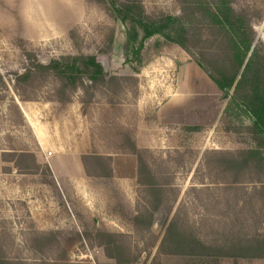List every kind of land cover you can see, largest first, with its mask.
Instances as JSON below:
<instances>
[{"label":"rangeland","instance_id":"374dc122","mask_svg":"<svg viewBox=\"0 0 264 264\" xmlns=\"http://www.w3.org/2000/svg\"><path fill=\"white\" fill-rule=\"evenodd\" d=\"M103 1L0 0V264H199L159 249L169 222L209 246L230 241L234 217L247 220L246 233L258 230L259 209L247 205L255 183L244 174L232 191L227 165L254 146L249 118L228 108L231 93L174 40L154 36L137 53L126 46L127 26ZM139 1L150 19L180 13L178 0ZM235 9L264 46V0H237ZM28 53L40 65L95 55L108 86L61 95L50 78L17 85ZM176 84L189 97L178 125H166L156 113ZM26 154L36 167L21 162L31 161ZM64 154L77 155L83 173L58 181L49 161L58 174L75 172ZM98 235L112 237L122 263L106 256Z\"/></svg>","mask_w":264,"mask_h":264},{"label":"trees","instance_id":"16d2710c","mask_svg":"<svg viewBox=\"0 0 264 264\" xmlns=\"http://www.w3.org/2000/svg\"><path fill=\"white\" fill-rule=\"evenodd\" d=\"M104 1L113 17L128 28L126 46H136L134 52L137 53L154 36L174 40L196 57L198 66L220 91L225 95L231 93L228 108L249 118L247 132L254 146L243 152L239 160H230L227 165L233 178L232 191L241 188L235 185L239 184L237 178L244 174L249 176V183H255L253 192L248 194L247 205L251 214L259 209L252 214L259 230L264 225V46L257 40L248 14L235 9L237 0H178V16L150 19L139 0ZM26 58L28 64L24 71L14 74L15 82L20 86H27L36 78H50L59 83V92L65 95L86 87H106L109 83L95 55L61 56L47 65L38 64L29 53ZM26 156L31 161L20 156L21 162H30L29 166L36 167L35 158ZM254 178L257 182L252 180ZM256 186L260 187L259 191ZM231 219L232 238L224 245H205L199 239L185 236L169 222L159 249L165 250L167 255L199 264H218L224 258L264 260V232L255 230L248 234L244 231L246 219L242 223L238 217ZM98 237L106 247V256L122 263V252L114 247L112 237Z\"/></svg>","mask_w":264,"mask_h":264},{"label":"crops","instance_id":"0c3cea01","mask_svg":"<svg viewBox=\"0 0 264 264\" xmlns=\"http://www.w3.org/2000/svg\"><path fill=\"white\" fill-rule=\"evenodd\" d=\"M177 85L178 84H176L174 87L171 88V90H169V92H168V94L166 96L167 97V101L161 107L158 108L157 113H156V117L158 119H162L161 122L163 124H166V125H170V124L178 125V106H182V102L181 101L185 100L187 98V96L189 97V95H185V96H181L180 94L178 95ZM178 96L181 97V98L178 99ZM191 102H192L191 107L195 106L193 104L192 99H190V103ZM57 156L60 157L62 155H57ZM66 156L69 157V158H65ZM76 156L77 155H74V154H71V155L70 154H64L63 155V159L67 160L68 162H70L72 159L74 160L75 172H73V173H67L66 171H63L62 174H58V171H59L58 164L57 165L56 164L53 165L50 161H49V165L48 166L46 165V166L49 169V171L53 173L54 177L58 181L63 180L62 178H69L70 180H72L71 177L75 178V176H78L79 174L83 173L82 172L83 171L82 170V165L80 163V159H78ZM60 158H62V157H60ZM56 170H57V173H56ZM72 174H75V176L74 175L72 176ZM56 185L59 188H61L59 184H55V186ZM43 210H45V211H53V208H49V209L48 208H43ZM28 245H29V248H28L29 251L39 250V248L36 249L34 247H31L33 245H30V244H28ZM59 245H61V246H59ZM55 246H57V245H55ZM39 247H40V249H42L43 246H39ZM58 247H59V249H61V247H62V248H65V249L69 250L68 247L64 246V242L63 241L60 244L58 243ZM45 248H46V250H50L51 246L47 245ZM69 264H72V263L69 262ZM77 264H90V263L79 262Z\"/></svg>","mask_w":264,"mask_h":264}]
</instances>
